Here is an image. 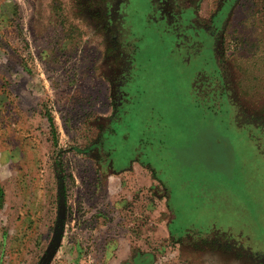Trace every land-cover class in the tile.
Here are the masks:
<instances>
[{"label":"rangeland","instance_id":"1","mask_svg":"<svg viewBox=\"0 0 264 264\" xmlns=\"http://www.w3.org/2000/svg\"><path fill=\"white\" fill-rule=\"evenodd\" d=\"M264 264V0H0V264Z\"/></svg>","mask_w":264,"mask_h":264},{"label":"water","instance_id":"2","mask_svg":"<svg viewBox=\"0 0 264 264\" xmlns=\"http://www.w3.org/2000/svg\"><path fill=\"white\" fill-rule=\"evenodd\" d=\"M48 258H49V254L46 256V259H44L41 264H46L47 263L46 261Z\"/></svg>","mask_w":264,"mask_h":264}]
</instances>
